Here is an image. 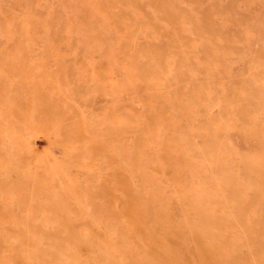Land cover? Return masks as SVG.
Segmentation results:
<instances>
[{
	"label": "rangeland",
	"instance_id": "374dc122",
	"mask_svg": "<svg viewBox=\"0 0 264 264\" xmlns=\"http://www.w3.org/2000/svg\"><path fill=\"white\" fill-rule=\"evenodd\" d=\"M168 1L0 0V264H264V0Z\"/></svg>",
	"mask_w": 264,
	"mask_h": 264
},
{
	"label": "bare ground",
	"instance_id": "6f19581e",
	"mask_svg": "<svg viewBox=\"0 0 264 264\" xmlns=\"http://www.w3.org/2000/svg\"><path fill=\"white\" fill-rule=\"evenodd\" d=\"M169 1H170V0H169ZM169 1H168V2H169ZM168 5H169V4H168ZM171 8H172V6H171ZM161 12H162V11H161ZM100 14H101V13H100ZM168 14H169V13H168ZM112 15H113V14H112ZM169 15H170V14H169ZM105 16H106V15L104 14V17H105ZM157 16H158V14H157ZM99 17H100V16H99ZM99 17H98V18H99ZM113 17H114V16H113ZM115 17H116V16H115ZM170 17H171V15H170ZM172 18H173V16H172ZM169 21H170V19H169ZM171 21L174 22V18H173V20H171ZM167 23H168V21H167ZM169 23H170V22H169ZM174 23H175V22H174ZM149 25H150V24H149ZM171 26H172V25H171ZM192 26H193V25H192ZM153 27H154V26H153ZM112 28H113V27H112ZM150 29H151V28H150ZM150 29H149V30H150ZM113 30H114V29H113ZM143 30H144V29H143ZM145 31H146V30H145ZM114 32H115V31H114ZM170 33H171V31H170ZM196 33H197V32H196ZM196 37H197V36H196ZM198 38H199V37H198ZM175 41H176V40H175ZM186 45H187V43H186ZM201 47H202V46H201ZM186 48H187V47H186ZM192 49H193V48H192ZM181 50H182V49H181ZM195 50H196V49H195ZM200 50H201V49H200ZM182 51H183V50H182ZM201 51H202V50H201ZM227 51H228V50H227ZM207 53H208V52H207ZM223 53H224V52H223ZM157 61H158V60H157ZM149 68H150V67H149ZM150 69H151V68H150ZM150 69H149V70H150ZM151 70H152V69H151ZM153 72H154V71H153ZM146 73H147L146 75H148L149 72H146ZM151 73H152V72H150V74H151ZM25 74H26V72H25ZM15 76H16V75H15ZM13 77H14V76H13ZM148 77H149V76H148ZM15 78H16V77H15ZM16 79H17V78H16ZM13 80H14V79H13ZM17 80H18V79H17ZM17 80H15V82H16ZM11 82H13V81H11ZM20 83H22V82L19 81V84H20ZM25 83H26V81H25ZM25 83H24V86L26 85ZM22 84H23V83H22ZM20 85H21V84H20ZM27 85H28V84H27ZM31 85H32V84H31ZM15 86H16V85H15ZM18 86H19V85H18ZM18 88H19V87H18ZM151 89H152V88H151ZM153 89H154V86H153ZM21 90H24V89H21ZM7 91H8V89H7ZM10 91H11V89H10ZM24 92H25V90H24ZM0 94H1V93H0ZM19 96H21V95L19 94ZM8 98H9V97H8ZM40 98H41V97H40ZM2 100H3V99H2ZM11 101H12V100H11ZM1 103H3V102H1ZM41 103H42V101H41ZM34 104H35V103H34ZM7 105H9V104H7ZM40 105H41V104H40ZM9 106H10V105H9ZM1 108H2V107H1ZM10 108H11V107H10ZM10 108H9V109H10ZM36 108H38V106H36ZM3 109L5 110V108H3ZM9 109H8V110H9ZM17 109H18V107H17ZM37 110H38V109H37ZM39 111H40V110H38L37 112H39ZM10 113H11V111H10ZM42 113H43V112H42ZM44 113L46 114V112H44ZM56 113H57V112H56ZM34 114H35V113H34ZM36 114H37V113H36ZM11 115H12V114H11ZM37 115H38V114H37ZM41 115H42V114H41ZM59 115H60V114H59ZM0 117H1V116H0ZM27 117H28V116H27ZM104 117H105V116H104ZM61 118H62V117H61ZM28 119H29V118H28ZM28 119H27V120H28ZM3 120H4V119H3ZM61 120H65V118H64V119H61ZM8 121H9V120H8ZM11 121H12V120H11ZM1 122H2V121H1ZM1 122H0V124H1ZM61 122H62V121H61ZM64 122H65V121H64ZM4 123H5V122H4ZM66 123H67V122H66ZM60 124H61V123H60ZM63 124H64V123H63ZM61 125H62V124H61ZM68 125H69V123H68ZM71 125H73V124H71ZM148 125L151 126V124H149V123H148ZM63 126H64V125H63ZM141 126H142V125H141ZM146 127H149V126H146ZM151 127H152V126H151ZM69 128H70V127H69ZM69 128H68V129H69ZM60 129H61V128H60ZM72 129H75V127L72 128ZM149 129H150V128H149ZM61 130H62V129H61ZM69 130H70V129H69ZM151 130H152V129H151ZM71 132H72V131H71ZM141 132H142V131H141ZM141 132H139V133H141ZM145 133H146V131H145ZM143 136H144V135H143ZM14 137H15V136H14ZM134 138H136V137H134ZM134 138H133V139H134ZM143 138H145V136H144ZM131 139H132V138H131ZM131 139H130V140H131ZM141 139H142V138H141ZM171 139H174V138H171ZM134 140L136 141V139H134ZM148 140H150V138H148ZM135 141H134V143H136ZM140 141H141V140H139V142H140ZM173 141H174V140H173ZM137 142H138V141H137ZM143 142H144V141H143ZM143 142H142V143H143ZM132 143H133V142H132ZM134 143H133V145H137V144H134ZM142 143H139L138 145H140V144H142ZM111 144H112V143H111ZM145 144H146V143H145ZM145 144H144V145H145ZM172 144H173V143H172ZM138 145H137V146H138ZM173 145H174V144H173ZM137 146H136V149H137ZM145 146H146V145H145ZM139 147H141V145H140ZM139 147H138V149H139ZM142 147H143V146H142ZM142 147H141V148H142ZM160 147H161V146H160ZM172 147H173V146H172ZM134 148H135V146L133 147V149H134ZM173 148H174V147H173ZM173 148H172V149H173ZM138 149H137V150H138ZM174 149H175V148H174ZM175 150H176V149H175ZM139 151H140V150H139ZM117 153H120V152H117ZM127 153H128V152H127ZM127 153H126L125 155L128 156ZM133 153H134V152H133ZM133 153H132V157L134 156ZM156 154H157V153H156ZM118 155H119V154H118ZM118 155H117V156H118ZM114 156H115V155H114ZM117 156H116V157H117ZM121 156H122V155H121ZM123 156H124V155H123ZM135 156H136V155H135ZM156 156H157V155H156ZM158 156H159V155H158ZM161 156H162V155H161ZM124 157H126V156H124ZM136 157H137V156H136ZM136 157H135V158H136ZM118 158H119V157H118ZM126 158H128V157H126ZM135 158H134V159H135ZM137 158H138V157H137ZM162 158H163V157H162ZM132 159H133V158H132ZM132 159H131V160H132ZM122 160H124V159H122ZM138 160H140V159H138ZM138 160H135V162L138 161ZM31 161H32V160H31ZM125 161H128V160H125ZM132 162H134V161H132ZM132 162L129 161V164H130V165L127 164L128 167L131 166V163H132ZM139 162H141V161H139ZM158 162H159V161H158ZM55 163H56V162H55ZM55 163H54V164H55ZM117 163H118V162H117ZM133 164H134V163H133ZM133 164H132V165H133ZM36 165H37V164H36ZM47 166H48V165H47ZM53 166H54V165H53ZM134 166H135V164H134ZM131 167H132V166H131ZM56 168H57V167H56ZM133 168H134V167H133ZM50 170H51V169H50ZM59 170H60V168H59V166H58V171H59ZM51 171H52V170H51ZM53 172H54V171H53ZM146 172H147V171H146ZM53 174H54V173H53ZM60 174H61V173H60ZM61 175H62V174H61ZM144 177H145V176H144ZM58 178H59V177H58ZM145 178H146V177H145ZM147 178H148V176H147ZM149 178H150V177H149ZM149 178H148V179H149ZM23 179H24V178H23ZM23 179H22V180H23ZM45 179H46V178H45ZM47 179H48V178H47ZM47 186H49V185H47ZM79 188H80V187H79ZM100 188L103 189V188H104V185L101 186V187H99V189H100ZM47 189H48V188H47ZM52 189H53V188H52ZM102 189H100V190H102ZM48 190H49V189H48ZM48 190H47V191H48ZM80 190L82 191L81 188H80ZM258 190H260V189H258ZM261 190H262V189H261ZM47 191H46V192H47ZM54 191H55V190H54ZM59 191H60V190H59ZM59 191H57V192H59ZM156 191H157V190H156ZM57 192H55V193H57ZM61 192H63V191H61ZM97 192H98V191H97ZM150 192H151V191H150ZM153 192H155V191L153 190ZM153 192H152V193H153ZM159 192H160V191L158 190V191H157V195H158ZM49 193H50V192H49ZM65 193H66V192H65ZM78 193H79V192H78ZM86 193H87V192H86ZM99 193H100V191H99ZM99 193H98V195H103V192H102V191H101L102 194H99ZM106 193H107V192H106ZM59 194H60V193H59ZM72 194H73V193H72ZM76 194H77V193H75V195H76ZM153 194H154V193H153ZM153 194H152V195H153ZM155 194H156V192H155ZM55 195H56V194H55ZM77 195H78V194H77ZM79 195H80V194H79ZM79 195H78V196H79ZM150 195H151V194H150ZM152 195H151V196H152ZM73 196H74V195H73ZM73 196H72V197H73ZM154 196H155V195H154ZM154 196H152V197H154ZM69 197H71V196L69 195ZM160 197L162 198V195H161ZM46 198H47V197H46ZM91 199H92V198H91ZM156 199H157V198H156ZM78 200H80V199L78 198ZM78 200H77V201H78ZM88 200H90V199H88ZM74 201H75V200H74ZM163 201H164V200H163ZM1 202H2V201H1ZM16 202H17V201H16ZM36 202H37V200H36ZM158 202H159V201H158ZM2 203H3V202H2ZM74 203H75V202H74ZM81 203H82V202H81ZM72 205H73V204H72ZM76 205H77V203H76ZM76 205H75V206H76ZM80 205H81V204H80ZM83 205H84V204H83ZM3 207H4V206H3ZM10 207H11V206H10ZM76 207H77V206H76ZM81 207H82V206H81ZM11 208H12V207H11ZM108 208H109V207H108ZM108 208H107V209H108ZM74 209H75V207H74ZM82 209H83V207H82ZM103 209H104V208H103ZM164 209H165V208H164ZM36 210H37V209H36ZM6 211H7V210H6ZM6 211H5V212H6ZM11 211H13V210H11ZM17 211H18V210H17ZM76 211H77V210H76ZM82 211H83V210H82ZM14 212H15V211H14ZM20 213H21V212H20ZM28 213H29V212H28ZM157 213H158V212H157ZM9 214H10V213H9ZM25 214H26V213H25ZM81 214H82V213H81ZM13 215H14V214H13ZM22 215H23V214H22ZM108 215H110V214H108ZM15 216H16V215H15ZM106 216H107V214H106ZM11 219H12V218H11ZM162 219H163V218H162ZM26 220H27V219H26ZM1 221H2V220H1ZM24 221H25V219H24ZM2 222H3V221H2ZM2 222H1V223H2ZM16 222H18V221H16ZM27 222H28V221H27ZM9 223H10V222H9ZM25 224H26V223H25ZM13 226H14V225H13ZM26 226H28V225H26ZM33 226H34V225H33ZM10 227H11V226H10ZM29 227H30V226H29ZM29 227H27V228H29ZM59 227H60V226H59ZM25 228H26V227H25ZM27 228H26V229H27ZM57 228H58V227H57ZM162 228H163V227H162ZM172 228H173V226H172ZM177 228H178V226H177ZM18 229H22V228H21V227H18ZM199 229H200V228H199ZM8 230H9V229H8ZM0 231H1V230H0ZM17 231H18V230H17ZM60 231H61V230H60ZM63 231H64V230H63ZM173 231H174V230H173ZM11 232H12V230H11ZM25 232H26V231H25ZM35 232H36V231H35ZM39 232H40V231H39ZM45 232H47V231H45ZM56 232H57V231H56ZM201 232H202V231H201ZM7 233H8V232H7ZM29 233H30V232H29ZM36 233H37V232H36ZM36 233H35L34 235H36ZM165 233H166V232H165ZM23 234L25 235L26 233H23ZM55 234H56V233H55ZM59 234H60V233H59ZM59 234H58V235H59ZM133 234H134V233H133ZM9 235H10V234H9ZM17 235H18V234H17ZM17 235H15V236H17ZM76 235H77V234H76ZM171 235H173V234H171ZM179 235H180V234H179ZM11 236H12V235H11ZM13 236H14V235H13ZM19 236H20V235H19ZM27 236H28V233H27ZM51 236H52V235H51ZM54 236H55V235H54ZM54 236H53V237H54ZM62 236H64V234H63ZM62 236H61V238H64V237H65V236H64V237H62ZM74 236H75V235H74ZM77 236H78V235H77ZM126 236H127V235H126ZM21 237H22V236H21ZM31 237H32V236H31ZM48 237H50V236H48ZM56 237H58V236H56ZM89 237H90V236H89ZM138 237H139V236H138ZM10 238H11V237H10ZM13 238H14V237H13ZM58 238H59V237H58ZM122 238H123V237H122ZM128 238H129V237H128ZM176 238H177V237H176ZM67 239H68V238H67ZM72 239H73V238H72ZM130 239H131V237H130ZM149 239H150V238H149ZM177 239H178V238H177ZM23 240H24V239H23ZM43 240H44V239H43ZM46 240H47V239H46ZM60 240H61V239H60ZM68 240L70 241V239H68ZM73 240H74V239H73ZM75 240H76V239H75ZM114 240H115V239H114ZM117 240H119V239L117 238ZM124 240H125V239H124ZM124 240H123V241H124ZM11 241H12V240H11ZM16 241H17V240H16ZM21 241H22V240H21ZM64 241H65V239H64ZM69 241H68V242H69ZM71 241H72V240H71ZM76 241H77V240H76ZM83 241H84V240H83ZM88 242H89V240H88ZM117 242H118L117 244H119V241H117ZM149 242H150V241H149ZM57 243H58V242H57ZM59 243H60V241H59ZM61 243H63V240L61 241ZM77 243H78V242H77ZM84 243H85V242H84ZM89 243H90V242H89ZM89 243H87V244H89ZM8 244H9V243H8ZM25 244H26V243H25ZM38 244H40V243H38ZM54 244L56 245V243H54ZM54 244H53V245H54ZM106 244H108V243H106ZM114 244H115V243H114ZM128 244H130V241H129ZM128 244H127V245H128ZM174 244H175V243H174ZM6 245H7V244H6ZM62 245H64V243L61 244L60 246H62ZM70 245H71V244H70ZM72 245H73V243H72ZM110 245H111V244H110ZM112 245H113V244H112ZM121 245H123V244L120 243V247H121ZM162 245H163V244H162ZM58 246H59V244H58ZM66 246H67V245H66ZM116 246H117V245H116ZM128 246H129V245H128ZM130 246L132 247V245H130ZM223 246H224V245H223ZM68 247H69V246H68ZM118 247H119V245H118ZM131 247H129V248H131ZM140 247H141V246H140ZM148 247H150V246H148ZM42 248H43V247H42ZM54 248H55V247H54ZM58 248H59V247H58ZM58 248H57V249H58ZM107 248H108V247H107ZM32 249H33V248H32ZM60 249H61V248H60ZM60 249H58V252H57V251H56V248H55V251L57 252V254L59 253V250H60ZM108 249H110V248H108ZM108 249H107V250H108ZM122 249H123V247H122ZM122 249H121V250H122ZM140 249H142V248H140ZM140 249L138 248L137 250H140ZM48 250H49V249H48ZM48 250H47V251H48ZM112 250H113V254H111V257H112V255H114V254L116 253V252L114 251V249H112ZM34 251H35V250H34ZM50 251H53L52 254L54 253V250H53V249H52V250L50 249ZM50 251H49V253H48V252H47V253H48L49 256H50V259H52L53 257H51ZM108 251H109V250H108ZM123 251H125V249H124ZM45 252H46V250H45ZM45 252H44V253H45ZM109 252H110V251H109ZM126 252H127V251H126ZM142 252H143V249H142ZM145 252H146V251H145ZM17 253H18V252H17ZM29 253H30V252H29ZM47 253H46V254H47ZM110 253H111V252H110ZM122 253H123V252H122ZM46 254H45V255H46ZM117 254H118V253H117ZM141 254L144 255L145 253H144V254L141 253ZM28 255H31V256L33 257V254H28ZM28 255H27V256H28ZM35 255H37V253H36ZM45 255H44V256H45ZM188 255H189V254H188ZM37 256H38V255H37ZM42 256H43V255H42ZM49 256H48V257H49ZM58 256H59V255H58ZM109 256H110V255H109ZM7 257H8V256H7ZM35 257H36V256H35ZM138 257H139V256H138ZM138 257H137V258H138ZM145 257H146V256H145ZM145 257H144V259H145ZM177 257H178V256H177ZM192 257H193V256H192ZM17 258H18V257H17ZM33 258H34V257H33ZM132 258H133V257H132ZM140 258H141V257H140ZM147 258H148V257H147ZM44 259H46V258H44ZM114 259H115V258H113V262H115ZM18 260H20V259H18ZM32 260H33V259H32ZM48 260H49V259H48ZM48 260H46V261H48ZM52 260H53V259H52ZM193 260H194V259H193ZM28 261H29V260H28ZM30 261H31V259H30ZM137 261H138V259H137ZM187 261H188V260H187ZM31 262H32V261H31ZM36 262H37V261H36ZM48 262H49V261H48ZM169 262L172 263V261H169ZM185 262H186V261H185ZM38 263H40V262H38ZM45 263H46V262H45ZM57 263H58V262H57ZM146 263H147V262H146ZM151 263H152V262H151ZM181 263H182V262H181ZM190 263H191V262H189V264H190ZM14 264H15V263H14ZM29 264H30V263H29ZM47 264H48V263H47ZM50 264H53V263H50ZM113 264H115V263H113ZM126 264H127V263H126ZM147 264H148V263H147ZM200 264H201V263H200Z\"/></svg>",
	"mask_w": 264,
	"mask_h": 264
}]
</instances>
